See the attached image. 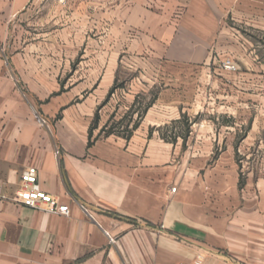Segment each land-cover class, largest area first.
Listing matches in <instances>:
<instances>
[{"label":"crops","instance_id":"obj_1","mask_svg":"<svg viewBox=\"0 0 264 264\" xmlns=\"http://www.w3.org/2000/svg\"><path fill=\"white\" fill-rule=\"evenodd\" d=\"M253 22L264 0H0V264H264V163L239 187L233 159L252 124L182 147L159 136L181 115L149 108L88 146L119 58L197 65ZM31 168L69 216L20 202Z\"/></svg>","mask_w":264,"mask_h":264},{"label":"rangeland","instance_id":"obj_2","mask_svg":"<svg viewBox=\"0 0 264 264\" xmlns=\"http://www.w3.org/2000/svg\"><path fill=\"white\" fill-rule=\"evenodd\" d=\"M230 27L235 37L223 44L226 52H213L197 65L135 59L126 54L119 58L112 85L115 89L108 96L112 101L97 113L94 132L100 137L114 135L127 139L138 116L143 119L150 108L158 113L181 115L177 122L159 128V136L168 142L175 143L180 138L182 147L186 143L192 145V134L204 125L213 131L236 129L234 144L241 147L252 124L257 137L248 151L235 152L233 156L238 185L242 187L247 174L255 176L261 161L264 163V23ZM128 44H124L125 51ZM227 59L235 65V72L223 71L222 62ZM155 130L151 128L149 136ZM218 155L217 149L211 160Z\"/></svg>","mask_w":264,"mask_h":264},{"label":"built area","instance_id":"obj_3","mask_svg":"<svg viewBox=\"0 0 264 264\" xmlns=\"http://www.w3.org/2000/svg\"><path fill=\"white\" fill-rule=\"evenodd\" d=\"M222 69L225 72L232 73L236 71L235 65L230 60L222 62ZM42 122V121H41ZM20 181L22 183L21 189L18 193L20 202L27 207L38 209L40 204L45 205V209L51 213L60 216H69L70 210L67 205L60 204L49 195L44 194L37 184L36 170L31 168L23 171L20 174ZM174 189H172V192ZM110 243H114L112 238H109ZM200 257H198L191 264H200Z\"/></svg>","mask_w":264,"mask_h":264},{"label":"trees","instance_id":"obj_4","mask_svg":"<svg viewBox=\"0 0 264 264\" xmlns=\"http://www.w3.org/2000/svg\"><path fill=\"white\" fill-rule=\"evenodd\" d=\"M114 89H115L114 86L111 87V89L109 90L108 96H110V95L113 93ZM149 107H150V104H149L148 106L145 107V111H146ZM141 119H142V115L138 116V119L133 123V126H132L131 131L135 130V129L138 127L139 122H140ZM97 121H98V114L96 113V114H95V117H94V119H93V122H92V124H91V126H90V128H89V133H88V135H89V142H88V146H90V145L92 144V142H91V134H92V130H93V129L95 128V126H96ZM96 139H97V137H96L94 140H96ZM127 139H128V138H127Z\"/></svg>","mask_w":264,"mask_h":264}]
</instances>
